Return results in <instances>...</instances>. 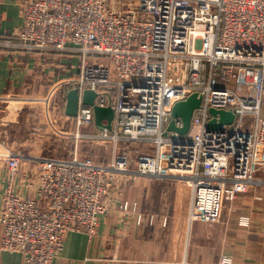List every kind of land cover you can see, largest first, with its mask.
Masks as SVG:
<instances>
[{
	"label": "built area",
	"instance_id": "1",
	"mask_svg": "<svg viewBox=\"0 0 264 264\" xmlns=\"http://www.w3.org/2000/svg\"><path fill=\"white\" fill-rule=\"evenodd\" d=\"M111 2L30 0L18 39L5 41L80 59L73 156L30 157L35 167L19 185L27 156L12 148L2 154L10 181L0 211V249L23 253L25 264H52L69 231L94 235L119 175L185 180L207 201L202 210L216 211L204 215L209 221L220 219L222 199L264 186V0ZM86 89L98 92V105L115 109L112 130L89 135L113 144L108 163L78 156L85 136L80 128L95 123L93 106L82 103ZM194 92L203 99L189 132L164 135L175 103ZM212 107L232 109L234 123L209 130ZM175 122L183 126L182 118ZM122 141L152 151L133 157ZM232 263L225 256L218 264Z\"/></svg>",
	"mask_w": 264,
	"mask_h": 264
},
{
	"label": "crops",
	"instance_id": "2",
	"mask_svg": "<svg viewBox=\"0 0 264 264\" xmlns=\"http://www.w3.org/2000/svg\"><path fill=\"white\" fill-rule=\"evenodd\" d=\"M28 1L0 0V211L10 181L4 151L17 149L27 156L18 176L22 185L35 167L30 157L47 154L52 141L74 138L68 156L61 157L71 158L79 130L66 114L67 93L78 78V55L5 44L18 39ZM120 1L111 3L121 7ZM82 128L88 146L82 156L110 162V142L89 136L100 131L96 123ZM136 144L143 143L122 141L121 148L137 157L145 145L137 150L132 148ZM105 202L109 212L98 231H69L52 264H218L225 256L232 264H264V186L253 185L233 201L222 199L215 221L204 217L216 212L202 210L207 201L185 180L172 177L119 175ZM1 239L0 223V245ZM0 264H25L24 255L0 249Z\"/></svg>",
	"mask_w": 264,
	"mask_h": 264
},
{
	"label": "water",
	"instance_id": "3",
	"mask_svg": "<svg viewBox=\"0 0 264 264\" xmlns=\"http://www.w3.org/2000/svg\"><path fill=\"white\" fill-rule=\"evenodd\" d=\"M98 92L93 89H86L82 95V103L93 106L95 123L100 129L112 130L113 120L115 118V109L109 106H100L96 103ZM81 93L78 87H73L67 93L66 114L76 116L79 110ZM202 95L197 92L192 93L188 98L175 103L172 110V120L164 131L168 135L170 131H176L180 134H187L191 128L192 118L197 108L202 106ZM212 118L207 123L209 130H220L225 125H231L236 119V114L232 109L210 108ZM180 117L183 120V126L176 125L175 118Z\"/></svg>",
	"mask_w": 264,
	"mask_h": 264
},
{
	"label": "rangeland",
	"instance_id": "4",
	"mask_svg": "<svg viewBox=\"0 0 264 264\" xmlns=\"http://www.w3.org/2000/svg\"><path fill=\"white\" fill-rule=\"evenodd\" d=\"M224 85H228V86H233L235 85V80L233 81H230V82H225ZM82 128V127H81ZM80 128V132H82L83 128L81 129ZM70 135H67L66 138L62 139L61 142H59V140H54V142L52 141V144L51 146L49 147V149L47 150V156H55V157H63V156H68V153L71 149V146L73 145L72 143V140H74V138L72 137H69ZM83 140V139H82ZM75 142V140H74ZM86 141L83 140V141H80L79 145H78V156L80 158H85L87 157L86 156H82L83 155V150L84 148H86V150L88 149V146L86 145ZM112 145L110 143V146H109V149H110V153H109V158L112 156ZM144 144H136V145H133L132 148H137V150L139 149H142L144 148L143 147ZM148 145H145V148L148 150V151H152V149H148ZM68 152V153H67Z\"/></svg>",
	"mask_w": 264,
	"mask_h": 264
}]
</instances>
